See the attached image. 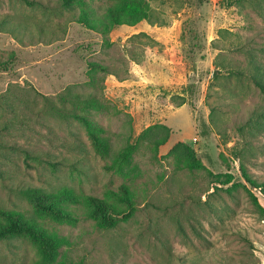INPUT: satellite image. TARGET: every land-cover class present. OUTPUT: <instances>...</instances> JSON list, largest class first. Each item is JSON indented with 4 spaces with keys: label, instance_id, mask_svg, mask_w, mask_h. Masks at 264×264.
Listing matches in <instances>:
<instances>
[{
    "label": "rangeland",
    "instance_id": "rangeland-1",
    "mask_svg": "<svg viewBox=\"0 0 264 264\" xmlns=\"http://www.w3.org/2000/svg\"><path fill=\"white\" fill-rule=\"evenodd\" d=\"M37 1L0 0V24L29 29L23 41L0 31V62H11L0 67V94L10 84L51 98L69 87L97 94L102 106L90 117L105 129L107 149L96 153L79 125L29 111L27 126L0 137L18 146L0 151V207L23 211L59 238L52 252L28 236L0 240V264H225L226 255L232 264H262L264 191L243 170L264 181V92L253 79L264 81V0L77 3L73 13L85 10L93 24L108 22L110 6L136 18L150 7V20L106 35L71 21L61 0ZM38 23L49 33L40 34ZM92 63L107 70L96 73ZM53 128L59 140L80 139L85 152L52 149ZM129 146L122 169H107ZM194 156L203 167H190ZM122 185L137 210L111 228L98 227L85 202L57 201L75 217L58 221L23 192L104 198Z\"/></svg>",
    "mask_w": 264,
    "mask_h": 264
},
{
    "label": "trees",
    "instance_id": "trees-1",
    "mask_svg": "<svg viewBox=\"0 0 264 264\" xmlns=\"http://www.w3.org/2000/svg\"><path fill=\"white\" fill-rule=\"evenodd\" d=\"M26 3L34 5L39 2L37 0H25ZM82 2V0H61V7L64 10L72 12L71 21H77L78 23H84L92 29L106 35L111 29L118 25L130 24L134 21L141 19L150 20V7L147 6L141 11L139 18L127 13L120 7L108 8V22H99L93 24L89 20L88 13L82 10L78 15L74 14L75 5ZM10 17V16H9ZM9 19V18H8ZM27 24L22 25L14 22L8 24L7 19H3L0 24V31L8 32L14 37L24 40L21 35H26V31H29ZM37 29L40 34L46 35L49 32L46 31V27L38 23ZM48 32V33H47ZM11 62H0V67L8 68ZM91 68L99 71H106L105 66L92 63ZM220 70H216L215 78L218 79ZM95 77V73L93 74ZM256 85L264 92V81L260 76H253ZM95 83V82H93ZM192 86H189L191 88ZM24 87L19 84H10L8 88L0 94V119L5 112H10L11 117L0 122V137L7 135L11 130L18 129L20 126H27V122L32 119L31 116H26V111L30 114L37 115H49L54 119H59L63 123L75 124L85 129L88 138L93 146V149L98 154H105L107 149V138L105 135V129L90 117L91 109H98L102 106V102L98 95L92 92L82 93L73 90L72 87L66 89L65 92L60 93L57 97L51 98L43 95L38 90L34 89L23 93ZM41 96L42 101L38 98ZM179 105H184L187 102L185 96H181ZM43 111V112H42ZM42 112V113H41ZM204 129L205 134L208 132V124ZM53 136H49L50 145L52 149H65L68 153L80 154L85 152L84 143L80 139L68 142L59 140L56 137V131L53 128ZM71 133L74 134L73 130ZM18 146L16 143H11L6 140H0V151L2 149H16ZM26 156L35 157L38 153L31 152L28 149ZM133 151L132 146L127 147L121 153L120 158L111 165H107V169H115L120 171L126 161L129 159ZM49 156L55 157L54 152L48 150ZM52 161V160H50ZM77 167V166H74ZM190 167L198 168L203 167V163L196 156L192 158ZM244 167V166H243ZM243 174L246 180L255 188H261L264 191V181H259L248 173L245 168ZM24 194L27 198L33 202L35 209L43 214H49L58 221H66L75 219L73 212L58 206L57 201H75L85 202L91 211V217L94 219L96 225L100 228H111L116 225L119 219L128 220L135 215L137 210V198L131 193L128 186L122 185L119 191H109L104 198L96 195H76L68 191H62L59 194L49 193L38 187H29L24 189ZM264 212V208H263ZM38 219H32L26 216L23 211L15 209H7L0 207V240L5 241L14 237L28 236L41 242L43 248L48 251H54L59 243V238L55 235H47L41 230ZM222 261L225 264H232V256L226 255L222 257ZM58 264H86L85 261L75 262L70 258L61 260Z\"/></svg>",
    "mask_w": 264,
    "mask_h": 264
},
{
    "label": "crops",
    "instance_id": "crops-1",
    "mask_svg": "<svg viewBox=\"0 0 264 264\" xmlns=\"http://www.w3.org/2000/svg\"><path fill=\"white\" fill-rule=\"evenodd\" d=\"M262 264H264V262Z\"/></svg>",
    "mask_w": 264,
    "mask_h": 264
}]
</instances>
